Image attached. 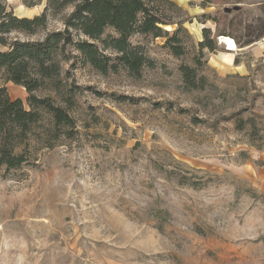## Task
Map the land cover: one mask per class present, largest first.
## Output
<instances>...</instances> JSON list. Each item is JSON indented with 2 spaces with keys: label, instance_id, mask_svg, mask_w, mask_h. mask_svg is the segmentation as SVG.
<instances>
[{
  "label": "rangeland",
  "instance_id": "obj_1",
  "mask_svg": "<svg viewBox=\"0 0 264 264\" xmlns=\"http://www.w3.org/2000/svg\"><path fill=\"white\" fill-rule=\"evenodd\" d=\"M0 1L19 18L46 5ZM176 5L162 11L183 23L184 55L173 56L165 38L135 34L130 43L152 62L139 77L102 75L79 59L62 65L64 73L74 62L62 80L79 87L74 132L53 140L43 113L26 142L28 164L0 170V264H264V150L251 146L250 124L235 127L253 119L264 135V0ZM71 10L35 34L5 37L43 40ZM202 29L231 36L201 50ZM181 66L196 71L200 89L185 86ZM0 86L28 109L25 89L2 71ZM35 95L64 106L63 92Z\"/></svg>",
  "mask_w": 264,
  "mask_h": 264
},
{
  "label": "trees",
  "instance_id": "obj_2",
  "mask_svg": "<svg viewBox=\"0 0 264 264\" xmlns=\"http://www.w3.org/2000/svg\"><path fill=\"white\" fill-rule=\"evenodd\" d=\"M41 0H22L27 7L38 5ZM177 7L170 0H46L43 11L32 18H19L11 10L7 11L0 1V71L6 82L25 89L28 94L24 108L21 99L12 100L5 87L0 86V170H17L28 164L26 142L32 127L41 122L43 113L50 116L53 123V140L60 134L71 137L74 119L69 113L73 106L75 83L65 84L62 79L70 77V69L62 72V65L79 59L102 75L125 70L130 76L139 77L144 67L152 62L140 46L130 43L135 34L165 38L164 47L175 56L184 55L179 34L185 29L182 22L174 23L162 11ZM71 8L62 19L63 29L47 33L40 41L13 40L8 42L5 35L17 31L35 34L46 27L49 16L57 15ZM231 9H226L228 13ZM234 10H239L235 7ZM216 21V19H215ZM177 25L170 33L164 28ZM112 30L114 35L105 34ZM231 34L219 32L210 38V30L202 29L203 40L200 49L213 50L215 38ZM71 51L75 52L74 55ZM71 56V57H70ZM184 84L189 89H200L195 80L196 71L181 66ZM51 88L56 94L64 93V106L57 105L51 97H38L37 90ZM250 124L248 136L251 146L264 150V135H259L255 120L236 119L235 127L244 131ZM61 129L64 131L61 132ZM258 139V140H256ZM260 140V141H259ZM258 142V143H257ZM260 142V143H259ZM50 147L49 140L46 141ZM22 148L16 152L17 148Z\"/></svg>",
  "mask_w": 264,
  "mask_h": 264
},
{
  "label": "crops",
  "instance_id": "obj_3",
  "mask_svg": "<svg viewBox=\"0 0 264 264\" xmlns=\"http://www.w3.org/2000/svg\"><path fill=\"white\" fill-rule=\"evenodd\" d=\"M172 2H174L175 4H178L180 6H184L187 5V2H189V0H170ZM240 7V6H237ZM235 41V40H234Z\"/></svg>",
  "mask_w": 264,
  "mask_h": 264
},
{
  "label": "bare ground",
  "instance_id": "obj_4",
  "mask_svg": "<svg viewBox=\"0 0 264 264\" xmlns=\"http://www.w3.org/2000/svg\"><path fill=\"white\" fill-rule=\"evenodd\" d=\"M232 40H233L232 44H234V46L233 45H229V46H230L231 50H237L236 42L234 41V39H232ZM223 41H225V37H221V39H220L221 44L223 43Z\"/></svg>",
  "mask_w": 264,
  "mask_h": 264
},
{
  "label": "water",
  "instance_id": "obj_5",
  "mask_svg": "<svg viewBox=\"0 0 264 264\" xmlns=\"http://www.w3.org/2000/svg\"><path fill=\"white\" fill-rule=\"evenodd\" d=\"M236 7H237V6H236ZM225 41H226V43H228L229 45H233V46H234V44H232V42H233L232 39H230V38H228V37H225Z\"/></svg>",
  "mask_w": 264,
  "mask_h": 264
},
{
  "label": "built area",
  "instance_id": "obj_6",
  "mask_svg": "<svg viewBox=\"0 0 264 264\" xmlns=\"http://www.w3.org/2000/svg\"><path fill=\"white\" fill-rule=\"evenodd\" d=\"M223 44H225V46L227 47L228 50H231L230 46L228 43H226L225 41H223Z\"/></svg>",
  "mask_w": 264,
  "mask_h": 264
}]
</instances>
